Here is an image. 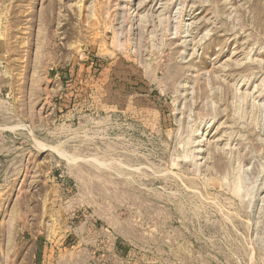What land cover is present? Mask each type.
<instances>
[{"label": "rangeland", "instance_id": "obj_1", "mask_svg": "<svg viewBox=\"0 0 264 264\" xmlns=\"http://www.w3.org/2000/svg\"><path fill=\"white\" fill-rule=\"evenodd\" d=\"M0 264H264V0H0Z\"/></svg>", "mask_w": 264, "mask_h": 264}, {"label": "crops", "instance_id": "obj_2", "mask_svg": "<svg viewBox=\"0 0 264 264\" xmlns=\"http://www.w3.org/2000/svg\"><path fill=\"white\" fill-rule=\"evenodd\" d=\"M42 251H43L42 247L41 246L39 247V245L37 244L36 245V251L34 253V258L36 259L35 261L37 263H41V258L43 256V252Z\"/></svg>", "mask_w": 264, "mask_h": 264}]
</instances>
